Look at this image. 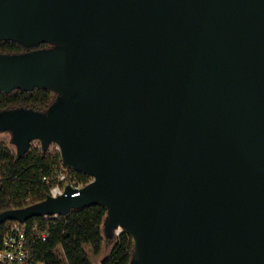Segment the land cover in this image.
Here are the masks:
<instances>
[{
    "label": "water",
    "instance_id": "1",
    "mask_svg": "<svg viewBox=\"0 0 264 264\" xmlns=\"http://www.w3.org/2000/svg\"><path fill=\"white\" fill-rule=\"evenodd\" d=\"M2 39L52 46L0 53V90L58 96L0 131L93 180L0 222L103 205L130 264H264V0H0Z\"/></svg>",
    "mask_w": 264,
    "mask_h": 264
},
{
    "label": "trees",
    "instance_id": "2",
    "mask_svg": "<svg viewBox=\"0 0 264 264\" xmlns=\"http://www.w3.org/2000/svg\"><path fill=\"white\" fill-rule=\"evenodd\" d=\"M48 44L40 42L37 45L44 48ZM30 47L13 40H0V53H22L32 50ZM57 96V92L38 87L33 90L16 88L11 92L0 90V111L19 107L46 111ZM62 160L58 148L49 147L44 151L41 144L30 145L24 154L19 155L17 150L0 140V212L46 199L50 185L44 177L55 175ZM76 175L84 183L92 180L82 171H77ZM106 215L105 206L92 205L73 209L66 216L50 221L51 237L39 245L38 257L53 262L61 261L62 257L69 264H92L87 247L98 255L105 243L116 238L111 253L102 259L101 264H130L135 251L134 240L126 231L109 237L104 224ZM38 220L44 223L43 217ZM9 222H0V235Z\"/></svg>",
    "mask_w": 264,
    "mask_h": 264
},
{
    "label": "built area",
    "instance_id": "3",
    "mask_svg": "<svg viewBox=\"0 0 264 264\" xmlns=\"http://www.w3.org/2000/svg\"><path fill=\"white\" fill-rule=\"evenodd\" d=\"M60 151V146L57 147ZM79 171L64 163L62 160L57 172L52 176H45L44 180L50 185V193L54 197L62 195L68 187L75 189L73 195L80 193V190L89 184L77 178L76 172ZM86 173V172H85ZM88 174V173H87ZM66 216L56 214H46L43 217L44 223L37 221V218L22 222L10 220L7 227L0 235V264H69L65 260L53 262L38 257L37 249L39 245L48 241L51 237L49 222ZM120 234V229L117 230ZM116 233V234H117Z\"/></svg>",
    "mask_w": 264,
    "mask_h": 264
},
{
    "label": "rangeland",
    "instance_id": "4",
    "mask_svg": "<svg viewBox=\"0 0 264 264\" xmlns=\"http://www.w3.org/2000/svg\"><path fill=\"white\" fill-rule=\"evenodd\" d=\"M52 46V44H48L47 47H50ZM31 49H38L40 48L38 45H33L30 47ZM55 92V91H54ZM12 138H13V132L12 130L10 129H4V130H1L0 131V140H4L6 143H8V145L14 150L16 151L17 150V145L12 141ZM41 144V141L40 139L38 138H34L32 139L31 141V144L30 145H39ZM51 148H57L58 147V143L56 142H51L50 146ZM116 241V238H114L111 242L109 243H105L103 245V248L100 252V254L98 255H95L91 249V247H87V250H88V253H89V256L91 258V261H92V264H101V261L104 257L108 256L111 251H112V247L114 245Z\"/></svg>",
    "mask_w": 264,
    "mask_h": 264
}]
</instances>
